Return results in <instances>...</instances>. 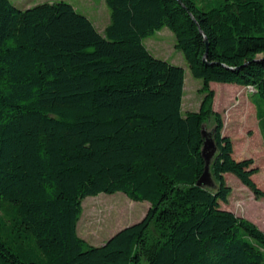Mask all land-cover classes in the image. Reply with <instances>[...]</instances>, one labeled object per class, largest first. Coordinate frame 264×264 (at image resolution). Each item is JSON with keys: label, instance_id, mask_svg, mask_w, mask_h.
Masks as SVG:
<instances>
[{"label": "trees", "instance_id": "16d2710c", "mask_svg": "<svg viewBox=\"0 0 264 264\" xmlns=\"http://www.w3.org/2000/svg\"><path fill=\"white\" fill-rule=\"evenodd\" d=\"M106 1L101 32L66 1L0 0V264H264V231L222 206L227 173L264 199L260 169L234 158L210 87L252 88L264 136V0ZM164 27L203 80L197 111L184 67L144 42ZM209 122L214 188L197 184ZM117 192L150 208L89 244L83 200Z\"/></svg>", "mask_w": 264, "mask_h": 264}, {"label": "rangeland", "instance_id": "374dc122", "mask_svg": "<svg viewBox=\"0 0 264 264\" xmlns=\"http://www.w3.org/2000/svg\"><path fill=\"white\" fill-rule=\"evenodd\" d=\"M11 1L19 8L32 7L45 2L66 1L78 12L89 17L101 32H104L110 23L111 11L106 0ZM144 42L155 57L184 67L183 111L199 110L205 96V93L201 91L203 80L192 75L183 52L176 47L174 33L168 27H164L147 37ZM210 87L214 91L213 107L221 113L224 120V133L237 140L250 138L254 141L250 148L251 153L242 152L245 144L238 147V153L243 156L246 154L256 161L260 172L254 176V180L264 190V143L258 130L252 91L241 85L220 82H211ZM261 107L264 114V102H261ZM213 125L212 122L206 124V131L212 132ZM225 176L232 187V193L229 196V202L222 203V206L232 209L237 215L247 218L264 231V199L256 198L254 193L234 174L227 173ZM149 208L148 201H134L122 192L88 196L83 200V213L78 224L79 235L91 245H102L122 228L140 221Z\"/></svg>", "mask_w": 264, "mask_h": 264}, {"label": "water", "instance_id": "95a60500", "mask_svg": "<svg viewBox=\"0 0 264 264\" xmlns=\"http://www.w3.org/2000/svg\"><path fill=\"white\" fill-rule=\"evenodd\" d=\"M206 42L208 43L207 38H206ZM202 134L205 138L202 154L206 163H205V170L201 175V177L199 178V180L197 181V184L203 187L214 188L215 182L211 173V163L217 153L218 148L215 139L213 138V131L207 132L204 126L202 130Z\"/></svg>", "mask_w": 264, "mask_h": 264}, {"label": "crops", "instance_id": "0c3cea01", "mask_svg": "<svg viewBox=\"0 0 264 264\" xmlns=\"http://www.w3.org/2000/svg\"><path fill=\"white\" fill-rule=\"evenodd\" d=\"M243 88H246V87H243ZM254 103V102H253ZM254 105H255V103H254ZM255 107H256V105H255ZM256 120H257V123H258V130H259V133H260V136H261V138H262V140H263V143H264V136H263V132H262V129H261V125H260V122H259V118H258V115H257V108H256ZM224 134H226V133H224ZM226 135H228V134H226ZM230 136V135H229ZM231 137V136H230ZM232 138V140H233V143H234V151H233V156H234V158L235 159H237V160H242V159H247V158H252V157H250V156H248V155H246V154H248V152L249 153H251V150H250V148L252 147V144H254V141L252 140V139H250V138H247V140H243V139H235V138H233V137H231ZM257 142L259 141L258 139L256 140ZM241 144H245V146L244 147H242V152H244V153H246L245 154V156H243L241 153H238V147H241L240 145ZM255 161V160H254ZM255 166H257L256 165V161H255ZM258 167V166H257ZM260 172V171H259ZM258 172V173H259ZM257 174V173H256ZM256 174H254L253 175V178H254V176L256 175ZM230 210H232V209H230ZM233 211V210H232ZM233 212H235V211H233ZM236 213V212H235ZM239 216H241V215H239Z\"/></svg>", "mask_w": 264, "mask_h": 264}, {"label": "built area", "instance_id": "2783aa9c", "mask_svg": "<svg viewBox=\"0 0 264 264\" xmlns=\"http://www.w3.org/2000/svg\"><path fill=\"white\" fill-rule=\"evenodd\" d=\"M250 90H252V88H249Z\"/></svg>", "mask_w": 264, "mask_h": 264}]
</instances>
